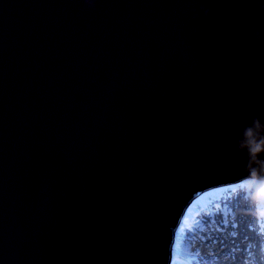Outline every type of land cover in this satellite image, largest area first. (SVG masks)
<instances>
[{
	"label": "water",
	"instance_id": "obj_1",
	"mask_svg": "<svg viewBox=\"0 0 264 264\" xmlns=\"http://www.w3.org/2000/svg\"><path fill=\"white\" fill-rule=\"evenodd\" d=\"M92 2L0 0V264H171L191 200L264 177V0Z\"/></svg>",
	"mask_w": 264,
	"mask_h": 264
},
{
	"label": "trees",
	"instance_id": "obj_2",
	"mask_svg": "<svg viewBox=\"0 0 264 264\" xmlns=\"http://www.w3.org/2000/svg\"><path fill=\"white\" fill-rule=\"evenodd\" d=\"M196 200L189 224L179 228L176 252L185 258L175 261L264 264V177L215 186Z\"/></svg>",
	"mask_w": 264,
	"mask_h": 264
},
{
	"label": "clouds",
	"instance_id": "obj_3",
	"mask_svg": "<svg viewBox=\"0 0 264 264\" xmlns=\"http://www.w3.org/2000/svg\"><path fill=\"white\" fill-rule=\"evenodd\" d=\"M85 2L88 4L89 7L93 6L92 0H85ZM260 8H261V10H264V4H261ZM202 11L204 12L205 16L209 15V13H210V9H202ZM250 30L255 35L256 39L261 38V33L255 27H252ZM261 127L262 126L260 125L259 120L254 119L252 121V125L248 126L244 129V131L242 133V138L240 140H238V142H237V147L240 149L246 148L248 150L250 163H258V164L264 166V161L257 160V157L253 154V149H252V142H253V138L255 135L254 129H260Z\"/></svg>",
	"mask_w": 264,
	"mask_h": 264
},
{
	"label": "rangeland",
	"instance_id": "obj_4",
	"mask_svg": "<svg viewBox=\"0 0 264 264\" xmlns=\"http://www.w3.org/2000/svg\"><path fill=\"white\" fill-rule=\"evenodd\" d=\"M241 180H242V179H241ZM241 180L236 181L235 183H233V185H235L236 183L240 182ZM220 186H221V185H219L218 187H220ZM196 203H197V200H196V198H195V199L191 200L190 203L187 205V207H186L184 213L181 215V218H180V221H179V225L175 228L177 233L179 232V228H180V226H181L182 224H186V225L189 224V216L191 215L192 210L195 209ZM180 237H181V236L176 237L175 242H174V244H173L172 254L174 253L175 255H174V257H173V259H172V261H171V264H172V263H173V264H181V261L179 262L180 258H182V257L185 258V257H184L183 255H181L180 253L178 254V252H176V251H177V247H176V245H177V243H178ZM176 257L179 258V260H176V261H175ZM182 264H186V263H182Z\"/></svg>",
	"mask_w": 264,
	"mask_h": 264
}]
</instances>
